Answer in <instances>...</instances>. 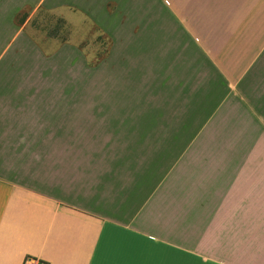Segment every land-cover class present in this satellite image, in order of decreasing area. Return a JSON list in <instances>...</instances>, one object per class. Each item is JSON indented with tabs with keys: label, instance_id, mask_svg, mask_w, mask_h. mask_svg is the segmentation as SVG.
Wrapping results in <instances>:
<instances>
[{
	"label": "crops",
	"instance_id": "crops-1",
	"mask_svg": "<svg viewBox=\"0 0 264 264\" xmlns=\"http://www.w3.org/2000/svg\"><path fill=\"white\" fill-rule=\"evenodd\" d=\"M108 1V98L56 94L1 1L0 264H264V0Z\"/></svg>",
	"mask_w": 264,
	"mask_h": 264
},
{
	"label": "rangeland",
	"instance_id": "rangeland-1",
	"mask_svg": "<svg viewBox=\"0 0 264 264\" xmlns=\"http://www.w3.org/2000/svg\"><path fill=\"white\" fill-rule=\"evenodd\" d=\"M1 1L8 3L11 11L17 8L21 11L14 22L21 25L26 34L25 46L21 45L25 48V64H43L42 74L46 64L58 65V68L63 67L62 74H68L72 83H67L66 89H53L56 94L67 93L75 98L96 97L105 87L108 98L120 92L115 80L121 73L128 72L126 64H130L131 57L129 53L117 52L114 46L112 35L121 25L105 16L106 13L112 16L117 12L113 1L101 4L102 9L93 10L86 8L83 0H0V4ZM89 1L85 0L87 6ZM95 1L100 5V0ZM132 1L139 3L129 4L133 10L137 7L146 10V6H142L145 0ZM130 17L127 23H130ZM127 26L130 31V24ZM31 48L42 53L37 62L33 60V52L36 51ZM10 62L15 64L17 61L11 59ZM126 84L122 91L129 93L132 83ZM43 90L50 91L49 88ZM112 105L108 102L107 108Z\"/></svg>",
	"mask_w": 264,
	"mask_h": 264
},
{
	"label": "trees",
	"instance_id": "trees-1",
	"mask_svg": "<svg viewBox=\"0 0 264 264\" xmlns=\"http://www.w3.org/2000/svg\"><path fill=\"white\" fill-rule=\"evenodd\" d=\"M23 23V22H22Z\"/></svg>",
	"mask_w": 264,
	"mask_h": 264
}]
</instances>
